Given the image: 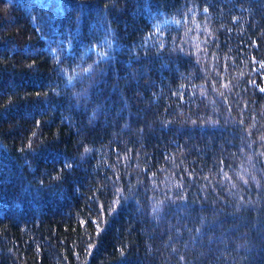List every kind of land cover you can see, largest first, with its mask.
<instances>
[{"label":"trees","instance_id":"obj_1","mask_svg":"<svg viewBox=\"0 0 264 264\" xmlns=\"http://www.w3.org/2000/svg\"><path fill=\"white\" fill-rule=\"evenodd\" d=\"M0 264H264V0H0Z\"/></svg>","mask_w":264,"mask_h":264}]
</instances>
